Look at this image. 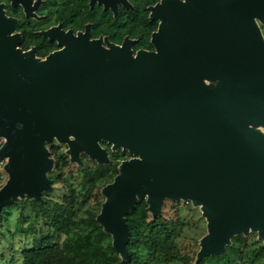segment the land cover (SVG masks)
<instances>
[{"label":"water","instance_id":"water-1","mask_svg":"<svg viewBox=\"0 0 264 264\" xmlns=\"http://www.w3.org/2000/svg\"><path fill=\"white\" fill-rule=\"evenodd\" d=\"M148 10L160 22L154 51L134 53L128 38L102 47L87 31L69 32L64 48L37 61L17 48L15 21L0 5V159L8 175L0 210L51 190L46 144H66L71 162L84 154L106 164L101 141L131 156L101 189L96 217L122 257L125 216L143 198L153 217L164 199L200 207L207 235L195 263L240 233L255 232L264 245V133L254 128L264 126V42L253 20H264V0H161ZM201 76L223 77L226 87L193 81Z\"/></svg>","mask_w":264,"mask_h":264},{"label":"trees","instance_id":"trees-1","mask_svg":"<svg viewBox=\"0 0 264 264\" xmlns=\"http://www.w3.org/2000/svg\"><path fill=\"white\" fill-rule=\"evenodd\" d=\"M128 1L129 9L119 8L109 30L105 27L106 14L92 11L88 18L93 23L92 36L104 34L118 44L128 37L135 41L131 46L133 52L152 49L149 38L157 22L148 19V7L161 0ZM100 145L109 155L106 164L93 160L88 164L84 154L80 156L81 164H77L70 161L62 144H46L53 161L47 177L52 185H61L60 200L51 199L47 191L40 201L24 196L2 207L0 264H264L263 239L255 232L231 236L222 253L204 256L195 263L200 245L197 238L186 234L193 223L183 215L195 210V206L190 201L168 199L163 203L182 204L175 219L162 217V209L153 217L146 199L136 200L125 216L128 242L122 257L113 249L111 235L103 231L96 217L103 202L101 189L113 181L120 161L130 155L125 150L111 152L103 142ZM12 219L14 229L8 237L7 227ZM17 238L24 242L19 250L14 246ZM7 247L10 252H17L18 258L3 255Z\"/></svg>","mask_w":264,"mask_h":264},{"label":"flooded vegetation","instance_id":"flooded-vegetation-1","mask_svg":"<svg viewBox=\"0 0 264 264\" xmlns=\"http://www.w3.org/2000/svg\"><path fill=\"white\" fill-rule=\"evenodd\" d=\"M23 1L27 7L28 12L25 11L21 0L15 6L12 5V0H0V5H2L4 16L6 18H10L15 21L14 30L11 33V35L18 36L19 42L17 48L20 49L22 53L29 51L33 52V58L37 61H42L49 54L64 48V44H59V40L62 39L63 35L68 34L69 32L72 34V36L76 37L78 34H85L87 31L88 39L101 40L102 47H107L106 45L107 43L120 46L124 41V39L128 38V37H124L121 43L118 44L110 41L108 36L104 34L99 35L97 37H93L92 36L93 23L88 21V18H90L89 15L92 13V11L96 9L97 13L106 14L107 24L105 25V27L106 30H109L112 25L111 19L115 18L119 8L122 7L125 10L129 9L130 4L128 0H124L125 3L124 1L117 2L115 5V10L113 9L112 6L113 0H23ZM253 20L264 42V20H261L257 16H254ZM155 22H157V28L153 32L157 31L158 26L160 24L159 21H155ZM151 34H150V38H151ZM150 38H149V42H150ZM26 45L27 48L24 49ZM139 50L154 51L155 49L152 46V49L149 50L147 49H139ZM44 52L46 53L44 54ZM41 53H43L44 55L40 56ZM199 78L212 79V80L221 79V83L216 85L215 88L209 87L206 84H204L207 86V88L213 91H217L219 88L226 87V80L223 77L201 76ZM199 78L193 79V81H197ZM109 148L110 150H113L111 144H109ZM117 150H123V149H117ZM130 158L131 156L129 157V159Z\"/></svg>","mask_w":264,"mask_h":264},{"label":"rangeland","instance_id":"rangeland-1","mask_svg":"<svg viewBox=\"0 0 264 264\" xmlns=\"http://www.w3.org/2000/svg\"><path fill=\"white\" fill-rule=\"evenodd\" d=\"M197 82H200L202 84H206L209 87H213L215 88L216 85L221 83V79L220 80H212V79H205V78H199L197 80ZM262 132H264V127L262 126H256L254 127ZM56 140H53L52 142H55ZM57 142V141H56ZM101 143V141L99 142V144ZM107 145H109L106 142H103ZM62 146L65 148V150H67V145L66 144H62ZM101 146V145H100ZM111 152L116 151V150H110ZM108 155V153H107ZM81 156V155H80ZM88 158V157H87ZM109 158V155H108ZM129 159V158H128ZM3 163L0 165V185H4L8 175L7 173L4 171L3 166L6 162L5 159L2 160ZM92 160L88 158V164H91ZM60 196H61V185L60 184H56V185H52V188L50 190V198L53 200H60ZM103 201H104V197L102 196ZM186 204V202H185ZM161 209H162V217H164L165 219H175L177 217V208L178 207H182V204L176 205V203L170 202V201H165L163 203V205H161ZM184 218L186 220H190L193 224L191 225L192 228L186 230V234L192 237H195L198 239V241L200 242V240L207 235V227H206V219L202 216V212L200 207H195V210H191V211H185L183 213ZM13 220L11 221L10 225L7 227V229L9 230V232L7 233L8 237L10 232L13 231ZM6 229V228H5ZM5 245H8L6 243V241H4V239H2ZM111 241H112V236H111ZM8 242V241H7ZM24 242L20 241L18 238L14 240V246L16 249H20L22 247V245ZM3 255L7 256V257H13V258H18L17 252H10L8 247L5 248L2 252ZM14 264V263H13Z\"/></svg>","mask_w":264,"mask_h":264},{"label":"built area","instance_id":"built-area-1","mask_svg":"<svg viewBox=\"0 0 264 264\" xmlns=\"http://www.w3.org/2000/svg\"><path fill=\"white\" fill-rule=\"evenodd\" d=\"M4 142H5V139L2 138V137H0V148L3 146ZM2 160H3V159H0V165L3 163Z\"/></svg>","mask_w":264,"mask_h":264}]
</instances>
